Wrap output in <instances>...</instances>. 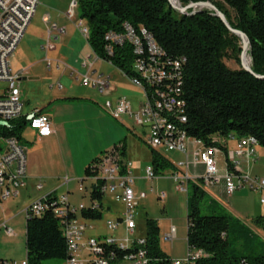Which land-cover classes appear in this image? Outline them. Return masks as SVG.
<instances>
[{
	"label": "trees",
	"instance_id": "16d2710c",
	"mask_svg": "<svg viewBox=\"0 0 264 264\" xmlns=\"http://www.w3.org/2000/svg\"><path fill=\"white\" fill-rule=\"evenodd\" d=\"M178 1L182 6L206 1L212 3L225 15L232 28L248 37L251 69L256 75L264 76V0ZM76 2L78 18L85 21L88 28L86 43L91 52L127 77L135 78L131 46L127 43L114 46L111 54H107L105 48V35L109 32L122 33L125 23L136 31L145 29L166 56L185 58L180 87L187 120L184 125L185 134L202 140L206 145L210 144L209 140L213 136L225 138L232 134L237 139L251 138L264 147V80L248 74L241 66L231 70L224 64L225 59H233L240 65L239 39L230 34L209 11L183 16L173 10L167 0ZM228 10L232 12L233 19ZM143 90H151V85H143ZM26 118L22 116L10 122L9 128H1L0 133L7 137L15 136L21 142V135L27 125ZM118 146L121 148V156L125 157L122 141L110 149ZM100 156L86 167L87 179L92 180V166ZM151 167L155 174H159L172 170L173 165L152 151ZM228 167L232 169L229 163ZM102 186V180H92L88 194L90 204H83L84 209L77 215L82 221L102 219ZM187 189V249H199L208 254L207 258L196 264H264V241L259 240L231 215H201L205 191L193 182H188ZM55 198L49 194L46 202L51 203ZM253 224L264 233V215L255 217ZM143 240V245L135 243L130 249L102 243L103 252L112 253L110 264H124V257L138 249L146 251L148 264L171 263L160 246V227L157 221L145 220ZM25 252L28 264L66 260L67 242L52 210L49 209L40 218L26 219Z\"/></svg>",
	"mask_w": 264,
	"mask_h": 264
},
{
	"label": "built area",
	"instance_id": "2783aa9c",
	"mask_svg": "<svg viewBox=\"0 0 264 264\" xmlns=\"http://www.w3.org/2000/svg\"><path fill=\"white\" fill-rule=\"evenodd\" d=\"M39 0H0V121L6 122L9 128L10 122L20 119L23 104L19 87L20 75L11 69L10 58L22 40L27 27L33 19ZM68 18L78 17L76 0L72 2ZM46 20V19H44ZM78 26L83 27L81 34L88 37V28L79 19ZM53 29L62 33L63 30L56 25ZM53 40H57L53 37ZM106 52H112L114 46L129 44L134 54L133 64L141 71L151 83V90H141L143 101L140 107L133 112L131 103L124 97L117 98L114 102L107 100L105 109L116 120L122 116L133 119L134 125L147 130L146 144L154 151L177 153L183 156V160L175 162L171 173V180L175 184V190L187 194L188 182L197 184L202 189L221 185L226 196H231L240 190L259 192L260 204L264 205V176L252 175L239 169L240 162L257 161L255 148L257 142L251 138L237 139L235 148L226 151L225 173L220 174L216 156L224 150V141L233 139L232 134L225 138L213 136L208 145L202 140L189 137L185 134L184 125L187 122L184 113L183 100L180 87L182 85V72L185 58H170L165 55L162 48L156 43L151 34L140 28L136 31L129 24L123 25L122 33L109 32L105 35ZM47 41L43 47L45 51L52 49ZM99 58L92 53L83 62L86 72L78 74L82 86H90L99 95L106 96L112 91L108 78L102 76L93 77V66ZM49 66V61L47 60ZM109 63V62H108ZM125 75V74H123ZM126 76V75H125ZM79 77V78H78ZM127 77V76H126ZM136 87L135 79L127 77ZM27 120V128L36 131L39 137H47L53 133L51 121L48 115L34 113ZM168 118H177V125H168ZM121 148H112L100 156L92 166V180H102L101 193L113 195L116 202L124 207L120 222L124 224L127 233L133 234L136 229V209L139 197L134 192L135 177L132 173V163L121 156ZM228 163L232 169L228 167ZM199 167L202 172L196 170ZM195 170H194V169ZM192 169V171H191ZM145 180L152 182L156 179L152 167L144 170ZM26 186V148L14 136L7 137L0 133V207L8 200L19 196L20 190ZM81 189V185L79 186ZM36 189L40 191L42 186L38 184ZM48 195L33 201L24 210L25 219L40 218L49 209L58 219L59 226L67 242V258L64 264H110L113 260L112 253L103 252L104 245H116L120 249H130L133 244L143 245V238L129 242L127 239L118 244L113 238L105 237L97 239L87 237V225L77 217L84 209V205L71 206L67 196L63 195L46 202ZM164 194L159 196L160 199ZM92 207H96L93 205ZM118 223L106 222V228L110 231L116 229ZM3 226L7 236H13L14 231L5 223ZM175 239V228L171 227L166 236L167 241ZM125 242V244H124ZM103 243V244H102ZM208 257L203 250L187 249L182 259L171 260L170 264H196L199 260ZM126 264H148L146 251L138 249L124 257ZM0 264H28L27 260L12 262L0 259Z\"/></svg>",
	"mask_w": 264,
	"mask_h": 264
},
{
	"label": "rangeland",
	"instance_id": "374dc122",
	"mask_svg": "<svg viewBox=\"0 0 264 264\" xmlns=\"http://www.w3.org/2000/svg\"><path fill=\"white\" fill-rule=\"evenodd\" d=\"M75 0H39L36 13L31 20L29 27L26 30L24 38L18 45L17 49L10 58V64L15 72L21 71L27 67L29 63H34L36 60L44 61V51L41 49L46 45L48 41L50 45H55L56 50L48 54V58L56 60L63 56L61 64H58L59 69L55 70L56 65L52 64L49 68L48 63L45 61L34 65L30 71L32 76H39V80L29 87V94L33 97L34 91H40L41 93L48 92L50 88H56L58 85L70 86L72 85L79 96H86L88 105L92 106L94 110H85L87 123L84 125V129L75 135L70 137L61 138V146H56L50 150L48 158V168L54 170L44 171L40 170L39 177L44 178L48 176L64 177V168L71 166L74 162V155L79 151H88L93 146H99L104 140H114V138L121 136L126 138L127 151L130 156L131 163L142 168V175H144V168L147 156L152 154L153 149L147 146L144 141L142 142L138 135L142 136V127L134 125L133 119L127 116H122L119 120L114 119L109 112L104 108V100L95 101L93 103V97L87 94L95 92L91 87H84L80 84L79 80H76L77 75H83L86 70L79 68L80 62L87 59L88 55H92L90 48L88 47L85 38L81 34L83 27L78 26L79 18L72 17L68 18V13L72 2ZM77 9V2H76ZM231 18L233 14L230 10ZM49 16V18H48ZM42 18L44 22H42ZM84 26L86 22L83 21ZM56 25L62 29L63 32L59 33L58 30L53 29ZM53 37L57 40L54 41ZM240 46V42H239ZM69 55V57H67ZM240 55V54H239ZM59 60V59H58ZM60 61V60H59ZM224 64L231 70H237L240 65L233 59H225ZM67 65L69 69L64 67ZM94 70L97 75L103 73L105 76L110 77L111 84L116 87V93L119 96H125L132 104L142 100L141 88L138 89L132 85L126 76H122L120 71L113 65L109 64L104 60H97L94 64ZM76 70V72L70 71ZM64 77L62 80L61 78ZM79 78V77H78ZM41 79L42 82H41ZM67 79V80H66ZM21 91H23L22 86ZM23 96V95H22ZM110 99V98H109ZM111 100V99H110ZM104 117L102 121L100 117ZM132 111L135 112L136 108L133 107ZM128 126H122V124ZM103 128L104 133L100 134ZM27 129L21 135V143L29 141V133ZM26 155L29 154V147L31 144L26 143ZM257 157L259 159L251 167L253 174H264V147L257 146ZM158 152V151H154ZM165 159L170 160L172 163L183 160V157L178 154H173L165 151H160ZM159 153V152H158ZM217 160H221V155L218 156ZM134 168V166H133ZM54 174V175H53ZM166 177V178H165ZM170 178L169 175L164 176L163 180H153L149 182L147 180H141L136 183V187L142 190V196L139 197V204L136 209V229L133 234L127 233L124 224L119 223L115 230L110 231L105 227L107 221L118 223L119 216H122L123 206L114 201L113 196L106 192L103 194L101 208L102 219L99 221H88L92 223L93 230L88 231V235L97 238V235L106 234L107 237L113 238L118 244L127 239L130 243L144 238L145 236V220L153 219L158 222L160 227V246L170 260L182 259L187 253L186 245V198L185 193L175 190V184L170 182L166 184L165 179ZM157 183V186H156ZM43 184V182L41 183ZM56 184V183H55ZM69 184L68 187H71ZM217 189L214 195H211L210 190L205 193V198L201 203V215H231L238 219L241 224L248 228L253 235L259 240L264 241L263 231L253 224V219L257 216L262 215L261 210H264V205H261L259 199L261 194L259 192L241 191L235 193L233 196L228 197L224 194L221 187ZM47 188V187H46ZM44 189L43 193L48 190ZM135 189V188H134ZM65 186L60 188L54 195L60 197L62 193H65ZM166 193L165 199H160L158 193ZM42 193V194H43ZM188 193V189H187ZM210 193V194H209ZM34 190L27 186L26 189H22L19 192V196L8 200L4 205V211L7 218H9L7 227L14 231L13 236H7L3 226L0 229V256L7 258L12 262H21L26 259L25 252V207L36 199ZM236 198L244 202L240 206L236 202ZM82 203L89 205L90 201L87 197L83 198ZM238 204V205H237ZM108 205L110 210H107L105 206ZM248 208V211L245 210ZM254 210L251 213V210ZM181 212L180 217H174V221L171 222V218L177 213ZM1 217V216H0ZM11 218V219H10ZM2 217L0 221H2ZM176 227L177 236L173 241H167L165 237L170 231V226ZM125 244V242H124ZM182 256V257H181ZM179 257V258H175ZM172 258V259H171ZM41 264H64L62 260H46ZM126 264V263H124Z\"/></svg>",
	"mask_w": 264,
	"mask_h": 264
},
{
	"label": "crops",
	"instance_id": "0c3cea01",
	"mask_svg": "<svg viewBox=\"0 0 264 264\" xmlns=\"http://www.w3.org/2000/svg\"><path fill=\"white\" fill-rule=\"evenodd\" d=\"M48 18H49V16H48ZM42 22H44L43 18H42ZM25 34H26V31H25ZM23 38H24V36H23ZM41 49L44 51L43 52L44 56H45L44 57V61L46 63H47V60L49 61V68L51 67L52 64H55L56 65L55 70H58L59 69L58 64L62 65L61 64V59H63L62 58L63 56L58 58L60 61L58 59L52 60V59L48 58V54L54 52L56 50V46L54 45V47L52 49H48L47 51H45L43 48H41ZM67 57H69V55ZM84 60L82 62H80L79 68H82V69L85 70V68L83 67ZM42 61L43 60H36L34 63H29L27 67L23 68L19 72H15L13 70L12 65L10 64L12 71L15 72V73H18L20 75L19 87L22 86V89H23V91H21V87H20L21 101H22V104H23L22 115L28 117L29 115H32L34 113L46 114L50 118L51 127H52V130H53V133L51 135L47 136V137H39L35 130L27 128V127L23 131V132H25L27 129L33 130V131H30V133H29L30 137H29V141L28 142L22 140L23 141L22 142L23 145H26V143L31 144V147H29V154L26 155V186H25L24 189H26L27 186H30L34 190V193L37 195L35 200H38V199H40V198H42V197H44L46 195H49V194H51L53 197H55L54 194L60 188L65 186V188H66L65 193H62L61 196H63V195L67 196L68 203L71 206H78L80 204H83L82 203L83 198L87 197L89 199L88 194H89L90 186L92 184V180L87 179L86 176H85L86 167L90 164V162L93 159L99 157L101 155V153L109 150L114 144L119 143L121 141L124 143V146H125V151H124L125 152V159L131 161L130 156H129L128 151H127V145H126L127 140H126L125 137L122 138V133H121V136H118V137L114 138V140H109V139L107 140L106 139V140L102 141L101 144L98 147L97 146H93L88 151H85V150L84 151H79L78 154L76 153L74 155V162L71 164V166L64 168V172H65V174H64L65 176L64 177H61V176H59V177L48 176V177H44V178L39 177L40 170H43V172H44V171H50L52 169V168H50V169L48 168V165H49L48 158H49L50 150H52L56 146H61V138L65 139L66 137H70V135H75L76 136V134L80 133L84 129V125L87 123L85 110H87V109L94 110V108L92 106L88 105V103L86 101L87 100L86 96L77 95L76 92L73 91L75 88L72 85H70V86H68V85L67 86L58 85L57 89L52 87V88H50V90L48 92H44V93H41V90L40 91H34V95L32 97L29 94V92H30L29 87L34 85V83L36 81H38L40 77L37 76V75L32 76L30 71H31V69H32V67L34 65H36L37 63H40ZM64 67L69 69V67L67 65H64ZM70 71L77 73L76 70L70 69ZM118 71H120V70H118ZM120 73L122 74V76H125V75H123L122 72H120ZM92 76L93 77H96V76L106 77L110 81V77L109 76H105L103 73H100V74L97 75V72L94 70V68H93V75ZM61 79L63 80L64 77H62ZM42 80L43 79H41V82H42ZM84 87H90V86H84ZM111 87H112V91L106 96L99 95L98 92L95 89H94L95 92L87 94V95H88V97L90 95V96H92L94 98L92 100L93 103L95 101H99L100 102L101 99H103L104 103H105L107 100H110V99H111L110 101L114 102L119 97L126 98L125 96H119L116 93V91H117L116 87H114L112 84H111ZM142 101H143V97H142L141 101H138L135 104H132L131 101H129V102L131 103V107L132 108L135 107L136 110H137L140 107ZM98 116H99V114H98ZM99 119L102 121L105 118L104 117H100ZM26 120H27V118H26ZM121 124H122V126H125L126 128H128V126H126L125 124H123V123H121ZM101 129H102V131H100L99 133L103 134L104 133L103 128L101 127ZM128 130H130V129L128 128ZM141 133H142V136L138 135V137H139V139L142 142L144 141V143L146 144L147 130L145 128H143ZM236 141H237V138L235 136H233V139L225 140L224 141V150H222L216 156V159H218V156L221 155V160L220 161L217 160L218 168H219V171H220L221 175H223L225 173V159L224 158H225L226 151L233 150L235 148ZM256 148H255V151H256V154H257V149ZM158 154H160L162 156L161 152H159ZM173 154H177V153H173ZM178 155H180V154H178ZM180 156H182V155H180ZM166 160L168 162H170L172 165L174 164L170 160H168V159H166ZM258 160H260L259 156L257 157V161ZM151 162H152V154L147 156V159H146L145 163H148V164L145 165V168L146 167H150L151 166ZM256 162H252V161L246 162L245 160H243L242 162H240L239 169L241 171H243V172H249L252 175L264 176V174H262V172L260 174H255V173L253 174V172L251 170V167ZM134 163L137 164L136 161ZM135 164L133 165V163H132V173H133V175L135 177V182H134V188L135 189H134V192L136 193V195H141L142 194V190H140V189H138L136 187V183H138V181H141L142 179L144 180L145 178H144V175H142V168L136 166ZM133 166H134V168H133ZM145 168H144V170H145ZM52 170H54V169H52ZM172 170H174V169L172 168ZM172 170H167L165 172L156 174V179L158 178L157 180H163L164 176L169 175L170 178L167 177V179H165V181H166V184L167 185L169 184V186H170V182H172V180H171ZM196 170L202 172V169L199 168V167H197ZM191 171H192V169H191ZM42 182H43V184H41ZM38 184H40L42 186V189L40 191H38L36 189V186ZM69 184H72L71 187H68ZM80 185H81V189L79 187ZM156 186H157V183H156ZM46 187L48 188V190H46L43 193V191H44V189ZM219 187H220V185H215L213 187L204 188L203 190L205 191V193H207V190H210L211 195H214ZM222 189H223V187H222ZM241 191H244V190H240L238 192H241ZM246 191H248V190H246ZM223 192H224V190H223ZM161 194L165 195V197L163 198V199H165L166 198V193H164V192H159L158 193L159 196ZM233 195H231V196H233ZM231 196H228V197H231ZM102 201H103V196H102V200H101V208L104 206V204H102ZM6 202H4L2 204V206L0 207V216L3 218L2 221H0V229H1V225L3 223H5L7 225L8 220H9V218L6 217L5 211H4V208H3V205ZM32 202H30V203H32ZM236 202L239 203L240 206L244 204V202H242L238 198H236ZM259 202H260V199H259ZM85 206H88V205H85ZM105 208L107 210H110L108 205H106ZM245 210L248 211V208H245ZM123 212H124V207H123L122 213ZM253 212H254V210L252 209L251 213H253ZM261 212L263 213L262 215H264V210H261ZM186 213H187V210H186ZM180 215H182V213L178 211L171 218V222L174 221V217L175 216L176 217H180ZM1 217H0V219H1ZM119 217L120 218L116 217L118 219V222H120V219H121V216H119ZM84 223L87 225L86 236L87 237H93V236L88 235L87 233H88V231L93 230V226L94 225L92 223H89L88 221H84ZM105 225H106V223H105ZM171 227L175 228V238H176V236H177L176 227L173 226V225H171L170 228ZM97 236H98L97 239H103V238L107 237L106 234H101V235H97ZM165 239H166V237H165ZM175 258H179V257H175ZM0 259L8 260L7 258H3L2 256H0Z\"/></svg>",
	"mask_w": 264,
	"mask_h": 264
},
{
	"label": "water",
	"instance_id": "95a60500",
	"mask_svg": "<svg viewBox=\"0 0 264 264\" xmlns=\"http://www.w3.org/2000/svg\"><path fill=\"white\" fill-rule=\"evenodd\" d=\"M169 3V6L177 11L180 15L187 16V15H193L196 13H199L201 11H209L214 17L219 19L221 23L225 26V28L228 30V32L234 36H236L239 39L240 42V55H239V63L241 68L247 72L248 74L252 75L253 77L264 80V76L256 75L252 69H251V59L250 63L246 64L245 54L250 52V42L248 37L241 31L234 29L230 26L229 22L227 21L225 15L219 11L212 3L209 1L206 2H198V3H190L186 6H182L178 0H167ZM190 11V13H188ZM250 57V54H249ZM33 115H29L27 117V120L32 119ZM1 127H7L8 124L6 122L0 121Z\"/></svg>",
	"mask_w": 264,
	"mask_h": 264
},
{
	"label": "bare ground",
	"instance_id": "6f19581e",
	"mask_svg": "<svg viewBox=\"0 0 264 264\" xmlns=\"http://www.w3.org/2000/svg\"><path fill=\"white\" fill-rule=\"evenodd\" d=\"M107 54H111V52H106ZM246 64L250 63V58L248 53L245 54L244 59ZM132 72L135 74V84L136 87L141 88L143 90V85L150 86L151 83L145 78V76H141V71H139L138 67L133 64ZM168 125H177V118H168Z\"/></svg>",
	"mask_w": 264,
	"mask_h": 264
}]
</instances>
